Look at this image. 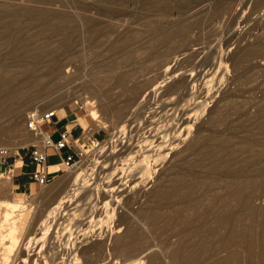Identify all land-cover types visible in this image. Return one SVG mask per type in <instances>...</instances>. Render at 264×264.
Wrapping results in <instances>:
<instances>
[{"label":"bare ground","instance_id":"6f19581e","mask_svg":"<svg viewBox=\"0 0 264 264\" xmlns=\"http://www.w3.org/2000/svg\"><path fill=\"white\" fill-rule=\"evenodd\" d=\"M15 1L18 0H0V159L4 155L5 151L10 150L12 153H15L18 147L34 143L38 140L39 137L27 129L26 113L29 110L36 107L41 111L53 109L55 111V118L58 119L59 108H65V104H68L66 106H70V109L74 108L73 100L75 98L82 102L85 112L89 113V115H84L85 112L82 114L79 113V115H81L78 116L80 118H77V122L82 127L87 128L90 126L91 129L101 127L110 134H116L117 128L115 124H112L111 121L108 123L105 118H100V112L96 110V107L98 109L100 102H94V97L96 96L101 103H104L106 101V92L112 85L118 84L117 87L119 88V84H125V77L127 75H125L126 70H115L114 66L108 64L103 66L102 69L96 70L97 68H93V70L96 71L88 73L85 72L77 77V68L69 65L72 59L79 56L77 50L78 39L80 38L79 36L83 35L84 41L87 42L90 48L94 49L99 47L98 45L106 40V36L109 35V32H111L110 29L105 28L104 30H100L94 27H88L84 32L80 33L77 31V25L73 19L65 14L51 15L49 18V25H43L37 28L35 27V29L19 27V25L15 22L17 17H22L24 15L33 18L32 15L41 14V12H32L31 9H20L19 6L15 4ZM26 1L36 2L39 0ZM94 1L95 2L93 3L95 4H84L83 6H79V4L75 7V9L79 8L86 11H89L90 9H104L109 11H98V14L110 15L111 10L128 8L134 1L138 3L139 11L136 13L133 25L141 26L145 29L138 31L128 28L123 29L118 33L115 31L117 35L114 36L113 39L110 38V40H108V45H106V47H108V51L119 50L127 46H132L135 50L129 55V59L135 58L139 55V51H142V53L149 57H160L164 55L168 56L171 53L178 51L180 48L182 49L186 43L185 33H187V31L185 32V30L187 29L185 27H182V30H177L179 28L165 29V27H157L156 33L152 31L149 33L147 32L148 28L153 30L154 27L152 26L155 22L150 18H147L148 14L153 15L155 10L158 8L164 9L165 11L168 7L167 4L163 3L161 0H154L149 4L146 3V0ZM183 1L184 2L181 4V0H179V6L188 12L202 6L205 3L206 5H203L202 8L206 10L211 8L212 10V13L211 11L209 12L211 13L210 16H206L205 18V15L203 17L201 16L202 18L199 16V18H196L189 23L198 26L200 24H205L208 27H213L223 21L224 10L227 8L225 1L227 0ZM263 1L264 0H252L251 4L253 5V10L259 9V7L255 8V6ZM90 3L92 2H89V4ZM246 16L248 17V15ZM262 22L264 23V15L256 22V26L249 27L248 38L240 44V46L244 48L243 52L240 53V49L237 46H228V48H230L229 51L224 50L222 54L219 53L213 55L214 57L212 56L215 59H213L214 61L220 59V56L223 57L227 60V66L225 68H221V70H217L215 73H212L209 76L210 80L219 79L223 73L226 72L225 74H228L230 70L235 72V69L242 70L244 74L246 73L245 76H250L251 73L254 72L263 71V69L260 68L264 67V63L261 61L264 58V32H260L259 29V33H257V30H255L256 28L264 30V25L261 24ZM15 38L17 39L15 40ZM182 57L186 58L184 59V64L186 62V65H190L196 60L195 56L188 58L183 55ZM188 59H191V61ZM255 80H257V78ZM262 81L264 82V79H262ZM260 83L262 84V82ZM260 83H258V85H260ZM68 84L70 85L66 87ZM248 84H246L244 88L235 87L236 91L241 92V95L244 96L250 95L254 92H259L257 97H252L251 102H248L245 107H239V97L237 96H232L225 102L219 101L215 106V111L218 114L228 115L230 120L229 122L232 127V134L221 137L214 135L212 139H210L211 137L209 138L210 140L207 139L208 142L204 140L205 142L203 141V143L200 139V143H198V140L195 139L198 146L195 142L196 148H191L192 151L189 149L188 154H190V152L192 153V162L190 163L191 167L202 168L214 173L223 172L222 174L226 173L228 170L230 171L234 163L235 166L238 167L240 162L238 163L237 161L239 158H242L240 161H243L244 165L241 162L240 166L243 165L241 166L243 167V171L239 176L232 178V180H230L229 183L221 189V191H212L211 193L202 194L199 196L200 201H197H207L208 208H212L213 210L212 214L214 215V227L212 234L215 236V242L217 245L228 246L237 243H244L247 247L245 248L251 252L252 255L254 253V255H257L259 264H264V205L261 207L255 206L253 195H251L248 191L250 186H255L256 183L259 184L256 179L259 180L261 176L264 177V85L262 84L263 87L260 88L259 86H256L257 83L256 85ZM130 87L133 88V91L136 90L133 84L130 85ZM73 93H77L74 98L71 96ZM113 95L115 96V94ZM181 98V102L190 99L184 93L181 94ZM32 99L33 101L34 99H37L42 102L40 101L41 103L36 106L24 104V102H28V100H31L32 102ZM117 101H119V99H117ZM100 106L102 107L103 105L100 104ZM197 107L198 105L196 103L193 105L190 104L188 107L189 110L186 111V113L193 108L197 109ZM89 116L92 119L88 120L87 117ZM18 131H20V133L15 135L14 133H17ZM16 137H18V140ZM12 138H16V140H11ZM231 141L232 144L229 146L228 143ZM106 145L107 141L102 142L98 150H96L92 156H89V161H87V159V162H83H86L85 164L81 163L66 170V172H70L77 166L81 165L77 167L75 171L70 172V174L64 177L67 182H73L74 180L80 179L83 174L94 172L92 176H97L96 183H98L97 185H100V188L94 185L87 186L86 184L84 186L82 184L80 188H77L78 185L76 184L68 191L65 190L66 194L63 195L62 192L65 189L66 184H62L63 187L61 188L53 187L51 189L46 188V185L42 186V191L34 199L30 200L26 196L21 198L11 195L9 184L0 182V194L6 193V197H0V264H10V257L18 249L21 238L29 225L28 229L38 230V234L29 239V244L32 246L31 248L39 247L41 251H44L45 247L48 245L47 241L50 242V239L52 237L54 238L53 232L59 228L63 229L72 221L73 226L76 227V229L81 226L85 229H94L96 226L99 227V234L104 237H102L104 241L110 240L112 241V244H115L112 245L115 246L114 252H110V249H108V252L100 249L102 253H99L97 256H94L91 253L92 256L90 257L89 255L90 259L88 257L89 261L87 260L86 264L87 262L88 264H145L146 261L144 259L146 256L142 257V254L146 249L142 248L143 244L141 246V243L146 244V242L143 241H145L147 233H162L166 235L167 232L174 230L177 234L179 231L178 229L181 227V223L188 224L187 217L184 216L186 213L184 215L181 213V204H173V202L169 203V198L173 199L176 196V198H178L176 200L178 201V196L181 195L180 175H175V177L172 175L171 178L164 180L165 178H162L160 176L161 174H159L161 179L150 183L148 194L146 195V193H144L145 195L143 196L145 201L142 206L134 211L133 217H126L121 213V215H117L114 210L105 213L104 216H101L102 207L109 204L107 201L108 199L106 200L107 195L105 194H115V192H117L118 189H121L122 186L119 182L121 180H117L118 178L114 172L112 176L108 178L109 180H107V174L109 176V173H107L108 169L104 167L102 168L101 165L99 167V165L96 164L98 161L97 159H101L106 153L108 154V151H110L107 150L108 146L106 147ZM141 154L142 153H139V155ZM129 157H131V155ZM92 164L94 165L91 166ZM93 167L96 168L94 169ZM229 173L228 175H231V173ZM168 177L166 176V178ZM202 178L203 177H199V180H197L198 182H191L189 189L192 191L194 189L197 190V188L203 184ZM52 193L57 195L55 198L56 200L59 196L66 199L65 205H63V212H60L62 215L65 212V215L62 216L61 214H58L56 218L48 219L45 216L43 217L40 211L41 214H38V216H40L36 223L33 225L30 224L32 212ZM61 208L62 207H60V209ZM197 209L198 204L192 203L187 205L185 211L192 214ZM201 221H203L202 224H206L204 220H199L200 223ZM236 223L243 224L245 230L243 233L240 231V234L238 230L239 234H236L233 231ZM45 226H47L48 230H42L44 232H39V228ZM220 229H224L225 233L220 234ZM174 231L173 233H175ZM167 237L168 236H166V238ZM169 238H171V236ZM58 241H60V239ZM65 243L66 241L64 244ZM179 243H181V239L171 241L170 244H166L168 247L167 249L169 250L171 247L170 252L174 253L177 249L179 250V248H177L180 245ZM203 245L201 247H203ZM201 247L199 250L204 249ZM27 251L28 250L25 249L24 258L28 257V259H30L31 253H28ZM230 251L228 253L225 251L226 255H221L223 252L220 255H208V258L210 256V261L206 263L245 264L244 259L239 256L240 253L238 254L235 251ZM95 252L97 251L95 250ZM201 253V257H205V254L202 255ZM85 255L88 256L87 254H84L83 256ZM191 256V253L190 256H184L185 260L193 258ZM56 258L57 257L54 255L53 259L56 260ZM181 258L183 259V257ZM28 259H25V261ZM47 261L50 260L48 259ZM83 261H85L84 257Z\"/></svg>","mask_w":264,"mask_h":264},{"label":"rangeland","instance_id":"374dc122","mask_svg":"<svg viewBox=\"0 0 264 264\" xmlns=\"http://www.w3.org/2000/svg\"><path fill=\"white\" fill-rule=\"evenodd\" d=\"M153 1L154 0H146V3L149 4ZM161 1L167 4L168 7L165 11L164 9L158 8L153 15L148 14L147 18H150L155 22L152 26L154 27L153 30L148 28L147 32L149 33L152 31L156 33L157 27H165V29L179 28L177 30H182L185 27L187 29L185 30V32L187 31V33H185L186 43L182 49L180 48L178 51L171 53L168 56L149 57L142 53V51H139V55L135 58L129 59V55L135 50L132 46H127L119 50H107L108 47H106V45H108V40H110V38L113 39L114 36L123 29L132 28L138 31L145 29L141 26L133 25L136 13L139 11L138 3L135 1L132 2V4H130L131 6L128 8L111 10L110 15H99L98 11L108 12L109 10L90 9L89 11H86L79 8L75 9L79 4V6H83L84 4H95L93 3L95 2L94 0H39L36 2L30 1L31 3L26 0H20V2L18 0L15 1V4H17L20 9H31L32 12L39 11L41 14L32 15L33 18L24 15L22 17L19 16L15 22L19 27L35 29V27L49 25V18L51 15L65 14L73 19L77 25V31L80 33L84 32L88 27H94L100 30H104L105 28L110 29L111 32L106 36V40L99 44V47L94 49L90 48L87 42L84 41L83 35L79 36L80 38L78 39L77 48L79 56L72 59L69 63L70 66L77 68V77L85 72H94L102 69L103 66L108 64L114 66L115 70L120 71L122 69L123 71L125 69V75H128V77L127 75L125 77L124 85L121 83L118 88V84H114L111 86L112 88L110 87L108 89L106 92V101L104 103H101L96 96L94 97V102H100L98 109L96 107V110L100 112H98L100 118H105L108 123L111 121L117 128L116 134H110L108 131L103 133V142L107 141L106 147L108 146L107 150H110L108 151V154L110 155L106 153L101 159L98 157L99 159H97L98 161L96 164L99 165V167L101 165L102 168L104 167L108 169L107 173H109V176L107 174V180H109L108 178L112 176L114 172L118 178L117 180H121L119 182L122 184L121 189H118L115 194H105L107 195L106 200L108 199L107 201L109 204L102 207L101 216L114 210L117 215L123 214L126 217H133L134 211L142 206L145 201L143 196L145 195L144 193H146V195L148 194L150 183L156 182L158 179H161V177H164V180H167L171 178L172 175L174 177L175 175H180L181 195L178 196L180 201H177L176 199L178 198L175 196L173 199L169 198V203L173 202V204H181V213H183V215L186 213L184 216L187 217L188 222V224L181 223V227L178 229L179 231L177 230V234L174 230L175 233L171 230L167 232L166 235L162 233H159V235L158 233L155 234L150 231H148L150 233H147L146 231L147 234L145 233V241H143L146 242V244L141 243V246L143 244L142 248L146 249L142 254V257L146 256L144 259L146 261L145 264H207L210 261V256L208 258V255H220L222 252L221 255H226V252L228 253L231 248L232 252L235 251L238 254L240 253L239 256L244 259L245 264H259L257 255H254V252L252 255V253L246 249L247 247L244 243H237L228 246L222 245L223 247L216 244L215 236L212 234L214 227L213 210L212 208H208L207 201L204 200L199 202L200 195L211 193L212 191H221V189L226 186L232 178L239 176L242 173L243 167L241 166L244 165L243 161H240L242 158H239L237 161L238 163L240 162L239 166L241 162L243 164L240 168L239 166H235L234 163L233 166L235 167L232 166L230 169V171H232L230 172L228 170L231 173V176L228 175V171V173L226 172L222 174L223 172L214 173L202 168L191 167L192 153H188L189 149L196 148V144L198 146V143H200L199 139L203 143L204 140L208 142V140L212 139L214 135L221 137L232 134V127L228 115L218 114L215 111L217 102H225L228 101L230 97L237 96L239 97V107L243 108L248 102H251L252 97L256 98L259 92L244 96L241 95V92H237L235 87L244 88L249 82L248 85H256L257 83L256 86H259L260 88L263 87L264 82L262 79H264V67L260 68L263 69L262 72H254L251 73L250 76H245L246 73L244 74L242 70L236 69L234 70L235 72L230 70L231 72L229 71L228 74H225L226 72L223 73V75L216 80H210L209 76L217 70H221V68L227 66L226 59L220 56V59L214 61L215 59L213 58V55L219 53L222 54L224 50L229 51L230 48H228V46L239 47L240 53L244 51V48H242L240 44L248 38L249 27L256 26V22L264 15V1L255 6V8L259 7V9L256 10H253V5L251 4L252 0L225 1L227 8L224 10L223 21L213 27H208L205 24H200L198 26L189 23L192 20L199 18V16L200 18L204 15V18L210 16L212 13L211 8L207 10L202 8L206 3L188 12L187 10H184V8H180L179 0ZM89 2L92 3L89 4ZM182 2L184 1L181 0V4ZM207 11L208 13L211 11V13L208 15ZM246 15H248V17ZM261 24L264 25L263 22ZM259 29L260 32H264L263 29L256 28L255 30H257V33H259ZM16 39L17 38H15V40ZM183 55L188 58L195 56L196 60L192 64L186 65V62L184 64V59L186 58H183ZM188 60L191 61V59ZM261 61L264 63V58ZM93 68L97 69L93 70ZM256 78L257 80H255ZM75 80L78 81L77 79ZM260 82H262L263 85ZM258 83L262 86L258 85ZM132 84L136 88L134 91L133 88L130 87ZM69 85L70 84L66 87ZM182 93L190 99L181 102ZM113 94H115V96ZM76 95L77 93H73L71 96L74 98ZM117 99H119V101H117ZM40 101L41 100L37 99H34L33 101L32 99V102L31 100H28V102L25 101L24 104L36 106L42 102ZM188 102L192 105L196 103L198 105L197 109L193 108L186 113L190 106ZM100 104L103 106L101 107ZM66 105L68 104L64 105L66 111L70 112V106ZM65 109L59 108L58 119L64 116ZM84 112H78L77 118H80L78 116ZM79 113L81 114L79 115ZM86 114L89 115L88 112H85L84 115ZM73 116V114L70 115V117ZM87 119L90 120L92 118L89 116ZM19 133L20 131L14 134L18 135ZM16 138L18 140V137ZM16 138H12L11 140H16ZM195 139L198 140V143ZM228 144L231 146L232 141ZM16 151L24 152L25 149L18 147ZM131 151L135 155H133ZM139 153L142 154L139 155ZM9 154L10 156L6 158L12 157L14 153L9 151ZM130 155L131 157H129ZM2 159H4V157H1L0 160ZM49 161H58V157H51L49 158ZM87 161H89V159ZM91 166L90 168L92 169ZM76 168L70 172L75 171ZM93 168L95 169L96 167ZM70 172H66V170L58 172L57 176L49 181L46 188H61L63 187L62 184H66V187L68 188L65 187L62 192L63 195L66 194L65 190L68 191L76 184L79 186H77V188H80L82 184L83 186L86 184L87 186L94 185L100 188V185H97L98 183H96L97 176H92L94 172L81 175L83 179L81 177L73 182H67L64 177L70 174ZM159 174H161V177ZM166 176L169 177L166 178ZM199 177H203V184L199 186L197 190H190L189 185L191 182L194 183L199 180ZM261 177H258L259 180L256 179L259 184L256 183L255 186H250V189H248L249 193L253 195V199L255 200L254 205L257 207L264 205V177H262V179ZM225 179H228L227 182ZM41 187L42 186H37L35 190L38 192L33 195L28 194V198L30 200L34 199L42 191ZM56 196L55 193H52L32 212L30 224L33 225L36 223L40 216H38V214L42 213L43 217L45 216L48 219H54L58 214L60 215L63 212V205H65L66 199L59 196L56 200ZM192 203H197L198 209L194 213L189 214L185 209L187 208V205ZM59 206L62 208L60 209ZM205 211H209V214H205ZM63 215H65V212ZM199 220H204L206 224H202L203 221L200 223ZM29 226L26 228L21 238L18 249L10 257V264H61V262L62 264H83V262L86 264L89 255L90 257L92 255L97 256L99 253H102L101 250H105V252H108V249H110V252H114L115 250V246H112L115 244H112V241L110 240V242L104 241V237L99 234V227L96 226L94 229H85L81 226L76 229L71 221L70 224L66 225L63 229L59 228L58 230H55L53 232L54 238L52 237L50 242L47 241L48 245L45 247L44 251H41L39 247L31 248L32 246L29 244V239L38 234V230H30L28 229ZM47 226L39 228V232H44L42 230H48ZM238 230L240 234L245 231L242 223L235 224L233 231L236 234H239ZM219 233L223 234L225 233V230L220 229ZM166 236L168 237L166 238ZM170 236L171 238H169ZM59 239L60 241H58ZM179 239H181V243H179L180 245L177 247L179 250L177 249L174 253L170 252L171 247L168 245L170 247L168 250L166 244H170L171 241ZM63 240L66 241L65 244V241ZM212 242L215 243L213 244ZM105 245H107L108 248ZM202 245L203 247H201ZM200 247L204 249L199 250ZM25 249L28 250V253H31L30 259H28V257L24 258ZM95 250L97 252H95ZM190 253L193 258L185 260L184 256H190ZM200 253L202 255L205 254V257H201ZM84 254H87L88 256H83ZM54 255L57 257L56 260L53 259ZM83 257L85 261H83ZM181 257H183V259ZM25 259H28V262L25 261ZM48 259L50 261H47Z\"/></svg>","mask_w":264,"mask_h":264},{"label":"built area","instance_id":"2783aa9c","mask_svg":"<svg viewBox=\"0 0 264 264\" xmlns=\"http://www.w3.org/2000/svg\"><path fill=\"white\" fill-rule=\"evenodd\" d=\"M73 106L68 116L72 114L74 116L68 119L62 127L57 126L61 119L55 118L53 109L41 111L36 107L26 113L27 129L39 138L36 142L21 148L25 149V155L32 162L41 166L38 171L32 173L33 179L39 186H46L50 181L47 178L50 167L42 168L46 161V149H52L58 155L59 162L53 166L59 165L60 167L51 170L58 173L86 161L104 141L102 138L103 133L106 132L104 128L91 129L90 126L84 128L77 122V113L85 111L82 102L75 98ZM68 124H71L70 128ZM9 151L4 152L2 156L4 159L10 156Z\"/></svg>","mask_w":264,"mask_h":264},{"label":"crops","instance_id":"0c3cea01","mask_svg":"<svg viewBox=\"0 0 264 264\" xmlns=\"http://www.w3.org/2000/svg\"><path fill=\"white\" fill-rule=\"evenodd\" d=\"M69 114L70 112H67L65 109V114L60 118L61 121L57 125L58 127H62L64 123L71 118L68 116ZM70 127L71 125H68V128ZM51 157H58V155L55 154L52 149H46V161L42 168L45 169L46 167H50L48 168L50 171H48L49 174L47 175L49 180H52L58 174L51 170L60 167L59 165L53 166L59 162V157L58 161L54 162L49 161ZM40 167V164L32 162L28 156L25 155V152L18 151L16 155L0 160V181L9 184L11 195L21 198L25 196L28 197V194L33 195L38 192L35 189L39 184L33 179L32 173L38 171ZM0 197H6V193L0 194Z\"/></svg>","mask_w":264,"mask_h":264}]
</instances>
